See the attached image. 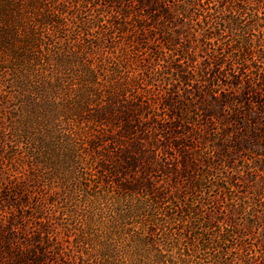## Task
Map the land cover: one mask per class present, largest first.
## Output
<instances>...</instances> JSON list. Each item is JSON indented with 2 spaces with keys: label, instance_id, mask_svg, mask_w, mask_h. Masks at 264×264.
<instances>
[{
  "label": "rangeland",
  "instance_id": "374dc122",
  "mask_svg": "<svg viewBox=\"0 0 264 264\" xmlns=\"http://www.w3.org/2000/svg\"><path fill=\"white\" fill-rule=\"evenodd\" d=\"M115 6L109 0H0V130L5 129L14 142L11 130L19 128L23 119L32 128L31 139L26 136L19 143L22 154L26 152L24 158L8 146L0 150V207H9L2 193L12 182L23 180L27 195L12 192L10 202L18 204L26 196L34 215L48 217L54 213V238L65 240L64 258L59 259L73 255L75 264H105L102 250L106 243L140 244L147 249L142 236L153 228L142 219L123 220L115 225L122 235L113 242L109 233L112 226L108 230L93 226V202L88 194L117 191L109 184L114 174L102 170L99 179L95 175L100 159L86 143L91 130L101 132L103 127L94 121L93 112L112 92L138 98L135 105L152 100L151 94L171 86L154 78L148 93L143 89L142 67L138 65L145 56L153 64L150 68L160 67L153 49L165 47L170 35L160 29L145 33L141 40L144 48L138 56L133 52V40L140 30L134 33L132 23L139 17H133L124 33L111 29L107 24L115 17ZM204 11L192 8L191 17L182 20L174 14L169 22L177 48L186 52L185 56L175 55L176 63L193 79L190 84L172 80L171 100L177 107L172 110L167 106L162 114L170 132L175 128L183 155L197 163L196 170L189 166L187 177L200 181L194 195L204 203L203 214L214 221L209 232L203 233L211 239L208 248L200 251L194 245L190 261L181 264H264V81H258L256 69L264 67V52L256 42V31L252 34L254 49L245 57L249 68L238 69V52L231 36L221 40V49L213 52L215 44L202 36L204 29H199ZM160 21L157 17L155 22L161 25ZM213 54L220 58L216 66L209 59ZM151 71L156 69L147 72ZM233 74L244 85L250 82L249 93L234 85ZM210 81L221 85L216 88L218 95L223 99L229 95V103L221 105L209 95ZM119 150L117 145L110 147L111 152ZM173 163L170 159L168 164ZM165 177L162 184L169 188L171 179ZM187 177L181 176L178 185L190 192ZM80 198L79 216L73 217L69 207ZM44 200L47 203L42 204ZM27 210L18 211L17 216L29 214ZM162 211L175 213L171 207ZM163 232L160 227L154 230L159 244L163 243ZM107 238L110 240L106 242ZM185 244L183 239L177 253Z\"/></svg>",
  "mask_w": 264,
  "mask_h": 264
},
{
  "label": "trees",
  "instance_id": "16d2710c",
  "mask_svg": "<svg viewBox=\"0 0 264 264\" xmlns=\"http://www.w3.org/2000/svg\"><path fill=\"white\" fill-rule=\"evenodd\" d=\"M109 2L116 5L115 17L107 24L109 28L124 33L125 27L128 28L134 20L133 17H139V21L135 20V24L132 23L134 33L138 28L140 30L137 38L135 37L136 40H133V52L138 56L141 54L140 49L144 48L141 40L145 33L160 29L170 35L166 38L165 47L153 49L156 60L161 64L160 67L150 68L151 62L145 56L140 57L138 65L142 67L140 73L143 78V89L148 93L154 78L161 79V82L165 80L171 83V86L161 93L151 94L152 100H142L135 105L133 102H136L138 98L130 99L126 98L124 93L112 92L104 105L96 109V113L93 112L92 115H96L94 121L103 127L102 131H107L91 130L86 143L87 148L100 159L95 175L99 179V172L108 170L115 175L109 184L117 188L114 192L96 190L88 194L93 202L91 210L93 226L106 227L107 230L108 226H112L109 233L113 242L122 235V231H118V226L123 220L142 219V221H148L153 227L152 231L142 236L146 241L145 244L148 245L147 249L140 244L132 247L122 246L116 242L115 245L106 243L102 250L105 264H181L190 261L194 245L199 247L200 251L208 248L211 239L203 233L209 232V229L214 226V221L208 214H203L204 203L197 200L194 195L195 188L201 187L200 181L187 177L189 166L196 170L197 163H194L189 155H183L182 142L176 138L175 128H172L170 132L165 124L167 117L162 114V111L167 110V106L172 110L177 107L171 100L172 86H174L172 80L190 84L193 79V75L186 74L185 70L176 63L175 55L185 56L186 52L185 49L177 48V39L173 36L169 22L173 20L174 14L185 20L193 15L192 8L205 10L202 19L200 18L199 29L209 33L206 34L204 31L202 36L215 44L213 52L221 49V40L231 36L238 52V69L242 70L249 68L245 57L254 49L253 31H256L254 32L257 35L256 42L264 52V0H109ZM121 4L123 6H120ZM195 15L199 18L197 12ZM157 17L161 20V25L155 22ZM119 18L125 21V25L117 20ZM143 21L146 24H142ZM170 31H172L171 34ZM198 36L199 34H196V37ZM209 59H212L214 66L221 63L216 54ZM149 69H156V71L149 73L147 72ZM256 69L259 71L258 81H264V67L258 66ZM235 75L233 74L234 85H238L239 88L241 86L243 93H249L250 82L247 80L244 85ZM205 79L208 80L206 76ZM209 84L212 86L208 92L211 97L221 105L229 103V95L224 96V99L219 97V92L216 90L221 86L219 83L215 85L210 81ZM233 114L238 117L237 113ZM169 117H171L170 114ZM29 123L25 118L22 121L23 126H27L25 129L21 128V124L19 128L11 130L13 132L11 134L15 137L14 142L8 138L9 133H6L5 129L0 130V150L8 146L13 153L24 158L26 152L22 154L19 143L26 136L31 139L30 129L32 128ZM218 140L220 141V138ZM213 142L216 143L214 140ZM114 145L120 149L118 152L110 151V147ZM101 147L105 148L106 152H102ZM167 154L171 157L168 158ZM179 156H182L180 160ZM170 159L174 161L171 166L168 164ZM180 162L183 169H180ZM166 175L171 179L170 182L168 181L169 188L162 184ZM181 176L187 177L192 191L188 192L179 187L178 180ZM11 184L9 189L12 190L9 192L7 188L8 190L1 195L5 201L9 202V207L7 210L0 207V264H59L60 260L64 264H75L76 259L71 254L70 258L63 259L65 240L54 238V232L57 229V224L51 222L55 218L54 213L48 217L41 216V213L34 215L27 204L26 196L21 198L18 204L10 202L12 192L19 196L28 193L23 180L14 181ZM80 201L81 198L72 202L73 204L69 207L71 216H79L77 208ZM101 202L103 205L98 208L97 205ZM44 203H47L46 200L42 204ZM168 207L174 209L175 213L169 215L168 212L162 211ZM32 209L36 210V208ZM39 209L45 211L41 204ZM20 210H27L29 214L25 217L22 212L19 217L17 212ZM83 211L81 209V212ZM27 220L31 221V226H28ZM181 224H184V227H180ZM227 225L231 226L229 223ZM126 227L123 225L122 229ZM158 227L164 231L162 244L155 239L154 230ZM199 229L202 231L198 232ZM220 237L224 238L225 233L220 234ZM110 239L107 238L105 241ZM183 239L186 240V244L182 251L177 253L176 249ZM197 240L199 242L195 244ZM59 256L63 258L59 259ZM219 264L229 263L222 261Z\"/></svg>",
  "mask_w": 264,
  "mask_h": 264
}]
</instances>
